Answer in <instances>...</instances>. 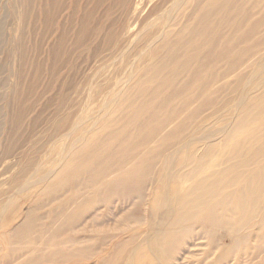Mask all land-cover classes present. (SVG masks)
I'll return each instance as SVG.
<instances>
[{
    "label": "bare ground",
    "instance_id": "1",
    "mask_svg": "<svg viewBox=\"0 0 264 264\" xmlns=\"http://www.w3.org/2000/svg\"><path fill=\"white\" fill-rule=\"evenodd\" d=\"M24 6L0 264H264V0Z\"/></svg>",
    "mask_w": 264,
    "mask_h": 264
},
{
    "label": "rangeland",
    "instance_id": "2",
    "mask_svg": "<svg viewBox=\"0 0 264 264\" xmlns=\"http://www.w3.org/2000/svg\"><path fill=\"white\" fill-rule=\"evenodd\" d=\"M19 2L21 3L20 4L21 6H19ZM19 2L17 0H0V137H1L0 138V161H1L0 162L1 163L0 164V169H1L0 171L4 170V167L1 165H3L5 163V161H7L9 159V158H4V154H5L4 147H2V145H1L2 137L5 136V127H7L6 126L7 122H9L7 120L8 114H7V108L5 105H6V102L9 101L8 97L11 94V90H13V86H14V82H15V76H16L15 73H16L17 66H18V64H17L18 63V61H17L18 53H17V49H15L14 46L17 44V41L20 37L19 33H21L20 30H22V21L24 22V20H22V13H24V11H26V7L24 6V3L27 5L28 0H21V1L19 0ZM22 5H23V7H22ZM19 7H21V8L19 9ZM150 7H151V3H148V4L145 3L141 6V9L142 10L144 9L143 13L141 14L142 18L145 17V15H146L145 13L150 9ZM12 9L15 11H12ZM13 12H14V14H13ZM19 19H20V22L18 21ZM13 22H14V25H13ZM135 29H136V27L133 28V30H135ZM8 54H9V56H8ZM10 56H11V58H9ZM41 87L42 86L40 85V88ZM13 98L14 97H12V99ZM39 98H40V96H37L35 93L31 92V99L28 101V105L30 108H33V109L30 112L26 111L25 114H26L28 119L29 118L35 119V117L40 118V117H43L44 115H47L49 109L46 108V109L42 110L39 107V104L37 102V100ZM10 102H11V100H10ZM92 107H93V105H91L90 110L88 109L85 111L86 112L85 114H88L90 111L92 112V110H93ZM87 119H88V117H87ZM31 122H33V121H31ZM1 127H2V129H1ZM11 135L12 136L10 138L12 139V142L15 143V145L18 147L20 139L22 137L21 136L22 131L15 130V131L11 132ZM46 140H47V137H46ZM41 149H42L41 144H38L33 149L32 155L39 153L41 151ZM51 153H55V150H53ZM51 156H52V154H51ZM10 159H12V158H10ZM13 160H14V158H13ZM43 160H45V159L43 158ZM16 166H17V168L10 169L8 172L5 173V175H2V176L0 175V180H1L0 181V196H1L0 205L4 201V192H6V191L12 192L14 190V189L11 190L12 186L10 187L9 182H7V180L10 181L9 179H13V177H14L17 180V181L15 180L17 185H15V183H13V182L12 183L15 185V187L20 185V186L16 187V189H15V191L18 193L17 195L19 196V198H17V200H16V202H17L16 204L18 206L17 210H18V214H19V213H21V211L23 213L26 210L29 202L31 201L30 199L33 200L34 198H36L38 196V194H37L38 192H36V191H39V189H36V188H40L38 185L39 183L34 182L31 184L30 182H27L26 180L29 178H30V180H34L33 178L38 177L40 175L41 171L39 172L38 170H36L37 171L36 172L35 170L30 169L26 173H23V174L20 173L19 174L18 173L19 167L17 164L14 167H16ZM10 173H12V176H10ZM18 179H19V181H18ZM25 181L27 182V184ZM23 182H25L24 185H26L25 186L26 188L24 187L23 189H21L23 187V185H22ZM28 183H30V185H28ZM21 185H22V187H21ZM30 186H32V188ZM2 189H3V192H2ZM31 189H32V191H31ZM19 190H20V192H18ZM28 191L31 192L30 195H29V193L25 194ZM34 192L36 193L35 195L33 194ZM28 200H29V202H28ZM24 204H25V206H24ZM3 217L4 216H2L1 217L2 219L0 220V232L4 226L2 223H5V221L3 220Z\"/></svg>",
    "mask_w": 264,
    "mask_h": 264
}]
</instances>
